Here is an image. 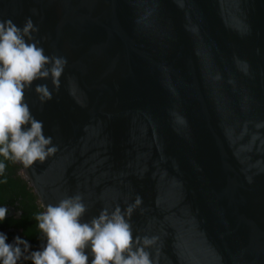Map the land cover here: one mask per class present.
<instances>
[{"label": "water", "instance_id": "water-1", "mask_svg": "<svg viewBox=\"0 0 264 264\" xmlns=\"http://www.w3.org/2000/svg\"><path fill=\"white\" fill-rule=\"evenodd\" d=\"M29 18L67 60L59 91H25L57 147L18 163L42 210L79 194L90 222L139 196L153 264H264V0H0Z\"/></svg>", "mask_w": 264, "mask_h": 264}, {"label": "clouds", "instance_id": "clouds-1", "mask_svg": "<svg viewBox=\"0 0 264 264\" xmlns=\"http://www.w3.org/2000/svg\"><path fill=\"white\" fill-rule=\"evenodd\" d=\"M37 31L30 18L23 28L12 20L0 21V157H3L0 177L5 176V160L28 169L57 151L52 138L43 134V123L32 116L25 102V91L33 82L49 77L54 89L59 91L67 60L45 55L44 49L33 41L32 33ZM35 93L42 104L52 99L46 84L37 85ZM141 204L142 198L137 196L125 212L119 206L111 213L104 208L90 222H81L87 207L79 194L56 205L49 204L34 217L46 240L42 249L25 256L30 248L26 240L16 237L9 244L7 236L0 233V264H18L22 257L32 264H89L86 250L91 252V264H153L146 249L155 245L158 237L134 240L129 223L134 209ZM7 214L8 209L0 207V223ZM126 215L129 219H125Z\"/></svg>", "mask_w": 264, "mask_h": 264}, {"label": "flooded vegetation", "instance_id": "flooded-vegetation-1", "mask_svg": "<svg viewBox=\"0 0 264 264\" xmlns=\"http://www.w3.org/2000/svg\"><path fill=\"white\" fill-rule=\"evenodd\" d=\"M3 160V157H0ZM5 176L7 182H0V207H6L8 214L0 223V233L7 236V243L13 244L16 237L26 240L30 248L24 255L27 256L33 251L41 250L46 244L43 233L37 227L35 216L43 212L37 197L31 187L24 179L21 167L18 163L5 160ZM20 213V215H17ZM23 250V245H21ZM18 264H32L31 260L21 258Z\"/></svg>", "mask_w": 264, "mask_h": 264}]
</instances>
